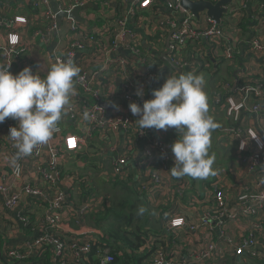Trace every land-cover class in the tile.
Wrapping results in <instances>:
<instances>
[{"label": "built area", "instance_id": "obj_1", "mask_svg": "<svg viewBox=\"0 0 264 264\" xmlns=\"http://www.w3.org/2000/svg\"><path fill=\"white\" fill-rule=\"evenodd\" d=\"M13 1L5 0L0 4V65L6 67L10 64L9 71L13 75L18 74L24 67H30L35 73L34 67L24 57L25 52L28 51L27 46H19L20 38L15 29V24L18 22L17 17L9 20L3 17ZM158 1L133 0L132 7L124 10L114 19L108 36L113 37L115 42L109 43L108 41L106 45L94 40L92 36L86 37L78 34L73 21L67 23L65 30L70 33L67 35L64 46H61L53 60L55 58L64 59L70 55L80 67L79 77L74 78L77 95L71 98V109L59 122V131L53 134L47 144L34 148L29 156L37 164L45 157V167L41 168L39 165L37 167L36 181H45L53 188L60 179L63 162L68 161L73 153L87 148L95 140L99 144L98 147L95 146L97 155H102L103 148H107L114 157L109 163V169L104 173L108 180L116 176L122 179L127 178L129 176L128 162L136 155L139 146H142L143 159L138 164L139 172L136 174L137 190L142 194L141 198L145 203L155 212L154 217L159 214L160 220L162 217L180 216L183 212L193 216L190 208L201 196H196L190 203L180 201L182 192L187 190L188 182L185 179L181 182L173 180L172 186L168 182L171 178L169 170L175 163L171 151L173 142L166 139L169 130L153 128V130L141 131L135 123L138 117L134 116L128 107L131 102L142 107L145 100L153 98L152 90L157 89V85L166 79H161L157 70L150 68L151 58L144 53L139 36L130 28V22L137 10L151 8ZM206 1L215 4L218 0ZM55 2L61 12H69L75 3L68 0H55ZM162 2V12L158 10L159 12L155 15L159 17L158 26L163 29L167 28L169 38L167 55L177 71L182 73L191 71L197 74L201 69H211L213 65H210V62L231 60L235 53L233 34L240 29V26L248 22L251 24L247 43L250 57L254 60L264 53V4H259V0L251 10L244 1L235 3V7H232L233 5L230 8L227 7L228 14L223 16L219 22L208 18L205 13L195 19L189 12L182 11L180 0H162ZM232 2L234 1L232 0L229 5ZM36 7L42 10L46 21L45 29L36 36L47 43L52 35L60 33L61 23L57 21L56 15L50 8V0H36ZM179 13L182 14V18L177 20ZM192 43L197 44L194 49L197 57L186 61L184 57V59L181 58V54L183 49ZM118 49L126 55L119 53ZM86 51L90 53L82 57L79 55ZM154 52H156L155 49ZM88 60L89 63L92 61L93 65V72L89 76L85 73V64ZM96 60L100 64H95ZM43 61L44 58H41L39 63ZM134 64L140 68H146V71L138 75L134 73L133 76ZM252 68L255 67H249V69ZM108 72L111 76L114 74L123 76L120 82V99L127 105L125 110L114 109L109 115L100 107V104L110 99L113 94L112 83L104 77ZM260 76V80L252 85L239 86L237 80L231 95L225 98L224 106L226 116L233 122H238L240 113L254 116L259 130L264 133V116H261L264 104V65ZM139 87H142L145 92L142 98L135 95ZM212 117L215 119L214 116ZM13 122L17 121L11 118H6L4 121L5 155L9 161L8 166L5 167H10L11 180L5 176L4 182L0 185L2 207L7 211L17 209L22 192L29 198L42 200L44 211L40 219L32 221L35 206L31 205L29 210L25 208L22 210L19 221L23 232L31 228L33 233L27 234L28 237L20 245L2 244L0 264H32L28 259L42 257L43 255L40 254L45 251L50 254V264L112 263L111 247L105 243L100 244V240L105 241L106 238L99 229L87 225L86 230L81 232L79 237L65 230L60 224L62 216L70 213L66 204V194L63 191L54 188L53 192L49 193L38 185L27 183L19 192L11 186L10 181L21 178L22 164L26 158L21 157L17 160L21 169L20 174L17 175L11 163V158L16 155L17 149L8 137L9 128L14 126ZM64 131L66 135L62 138L61 134ZM247 132L240 128H223L221 129L222 141L227 143L231 138L239 141ZM117 133L121 135L120 147L116 141L112 142L110 139ZM55 136L61 139L53 141ZM240 151L242 154L238 162L242 166L249 171L264 169V142L261 146L250 142ZM79 180H83L81 181L84 182L83 185L87 184V176ZM173 193H178V197L173 199ZM98 197L97 205L84 206L79 210L80 212L75 216L77 225L84 224L83 220L87 214L101 209L105 199L102 196ZM203 201L210 202L211 207L200 210L198 222L196 225H189L188 228L196 231L199 227H208L209 230L216 232V239L204 238L185 249L177 250L174 245L171 247L166 244L161 236H148V246H154L155 249L148 255L147 264H229L242 256H246L256 264L264 260V248L259 239L264 230V194L253 196L248 189L244 188L233 196L224 190L220 176L217 175L206 189ZM164 203H169L167 209L161 208ZM236 204L243 205L244 209L228 215V210ZM182 223V219L176 218L170 222V227L180 235L183 234L180 230ZM239 227H242L243 232L235 237L234 232L239 230ZM3 237L4 233L0 231V239L2 240ZM91 246H94L93 250Z\"/></svg>", "mask_w": 264, "mask_h": 264}, {"label": "crops", "instance_id": "obj_2", "mask_svg": "<svg viewBox=\"0 0 264 264\" xmlns=\"http://www.w3.org/2000/svg\"><path fill=\"white\" fill-rule=\"evenodd\" d=\"M68 1L75 2L71 6L69 12L73 11L75 8L84 7L88 4H91L92 7L78 12V21L72 20L70 18L62 19L61 22H59L61 23L60 33L58 35H52L47 43L44 42L40 37L36 36L37 33L43 32L46 26V21L42 10L36 7V0H14L12 4L9 5V9H7L3 15V17L7 20L17 17L18 22L15 24V29L20 38L19 46H27L28 51H26L24 54L25 60L31 66H33L35 72H38V74H40L41 76L46 75L47 69L50 66V61L53 60V57L58 54V50L61 49V46H64L66 42L67 35L70 33L65 30L67 27V23L73 21L75 23V26L77 27L78 34L86 37L92 36L94 37V40L98 42L100 41L102 44L106 45L108 44V35L111 31L110 29H112L114 19L121 13H123L124 10L130 9L132 7L131 3L133 0ZM233 1L234 2H232V4L228 6L229 8L232 5V7H235V3L244 1L246 2L247 7H249V9L251 10L257 3V0ZM4 2L5 0H0V4ZM161 4L162 0H159L158 4L156 5V7L160 9V12H162ZM247 14L249 16V12H247ZM158 19L159 17L155 15V12L151 8L137 10L135 16L130 22V28L134 31L135 34L139 36L141 45L144 50H146L147 52L153 51V53H156L160 56L165 66L161 68L159 67V70L163 72L164 76H166L167 78V76L170 75V72L172 74L181 72L172 70L163 59V55L168 53V33L166 31V27L164 29L158 27ZM250 27L251 24L250 22H248L247 24L240 26V29H237L233 34V39L235 42V53L231 60H222L218 62V64L215 66L217 70L212 69V72L216 73L212 74L210 69H208L207 73L201 70H199L197 73H203L205 77L206 84L204 90L207 93L208 97L209 114L215 117L214 120L219 126L213 131L218 135L214 136L211 139V146L209 148L210 156H214L215 158L212 165V173L209 174L206 178L198 180L192 177L190 179V176H184L185 181L188 182V186L187 190L185 191V195H182L180 201H182V203H190V201L192 199H195L196 196H201L198 201L194 203L190 208V210L193 212V216H190L188 213L183 212L180 216L177 217H166V220L163 222V220H159V214L154 217L155 212H153L149 206V211H146L147 209H145L144 213L148 214V218L150 219V221L146 220L143 217L141 220V224L143 226L142 229H149L155 233L162 234L161 237L164 239L165 243L171 245V247L174 245L177 250H179L180 248L185 249L195 242L202 241L204 238L212 240L216 239V232L214 230H209L208 227H199L196 231H191L189 230L188 226L193 224L196 225L200 218V210H202L203 208L207 209L211 207L210 202L203 201V195L206 192L208 183L214 181L217 175L220 176V179L224 186V190H227V192L233 196H235L236 192L244 188L248 189L253 196L264 194V169L259 168L257 170L249 171L245 166H242L238 162L241 156L240 154H242L238 149L240 141L245 140L247 142L246 145H248L250 142H254L257 146H261L264 142V133L259 130L254 116L240 113L238 122H233L229 117L226 116V107L224 106L226 104L225 98H227L232 93V91H229L233 88V85L235 83V72H239V70H242L241 72L236 74V82L238 80L239 86L247 84L252 85L258 82L261 78L260 75L262 74V68L264 65V53L261 54L259 58H256L254 60H252V58L250 57V54L247 50V43L250 36ZM154 49L156 50V52H154ZM89 53L90 52L86 51L79 55L82 57L83 55H88ZM41 58H44V61L39 63V60ZM94 63L97 65L100 64L98 60L94 61ZM222 64L224 66V69H226L225 77L226 75L228 76V81L223 80V78L221 82H212L211 80L217 74V71L220 70ZM133 66V76L134 73H137L138 75L143 72V67L140 68L135 64ZM250 66H254L255 68L249 69ZM92 72V61L89 63L88 60L85 64V73L89 76ZM104 77L109 79L108 81L112 83L113 88L112 97L106 100V102L104 103L112 106L116 105L118 106V109L125 110L127 105L120 99V82L123 76L120 74H114L113 76H111V74L108 72ZM216 78H218V76ZM164 82L165 80L157 85V89L160 88ZM114 109L117 108L113 106L111 108V111H113ZM261 116H264V104ZM13 123L14 126H16L18 122ZM233 127L240 128L241 130L245 129L248 132L239 141L238 139L231 138L230 141L223 144L221 129H230ZM148 130H153V128ZM61 135L63 138L66 135V131L62 132ZM5 136L6 132L3 122L0 123V185L4 182L5 176H8L9 180H11L10 167H5L8 166L9 163L5 155ZM171 136L173 137L171 141L174 142L177 138H179L180 134L177 133V130L175 129ZM254 136H256V138H253ZM58 139L60 140L61 138L59 136L53 137V141H56ZM110 139L112 142L116 141L120 147V133L115 134ZM91 145L94 147L93 154L88 149L92 148ZM223 145H226V147L222 148L221 146ZM95 146H99L97 140H95L87 148L80 149L79 151L73 153V155H71V158L69 156V160L67 161V163L65 165L63 164L64 166L62 168L60 179L57 180L53 188H51V185H49L45 181H36V177L38 175L37 167L38 165L41 168L45 167V157L40 159L37 164L30 158V156H27L22 164L21 178L18 180L10 181V183H12L11 186L19 192L21 191L22 186L27 183L38 185L43 188L44 191H48L49 193L53 192L54 188L63 191L66 194V204L70 210V213L62 216V218L60 219V224L65 230L72 232V234L74 235L77 234L80 237V233L86 230L87 225L83 223L77 225L75 223V216L78 215V212H80L79 210L84 206L91 207L93 205H97V203L99 202V197L98 194L93 191L95 188V191L98 192L96 190V187H93V185H83L81 184V181L83 180H80V182H76V180H79L77 178L85 177L91 173L98 174V171H105L102 167V162L111 163L114 159V157L108 152L107 148H103L102 155H97ZM142 159V146H139L136 155H134L128 162L129 177L136 176V174L139 172L138 164ZM98 162L100 163L96 168V163L98 164ZM173 179L174 177L171 175V178H169L168 181L170 183V186L173 185ZM132 182H134V180H130L126 186L118 187L120 189L122 188L130 191V198H135L138 202L137 197L141 193L137 190L138 185L135 186ZM101 183L105 184V186H107L106 188L110 192H112V189L109 188L110 185L108 184L111 182H109L107 177L103 179ZM122 189L121 192H124V190ZM105 191L106 190H104V193ZM99 196H102L104 199L109 198V196H103V193H101ZM133 199L130 200L133 201ZM122 200L123 198L118 202L115 200H111V204L113 207L116 206L117 210H120ZM139 200H142L145 203L144 199H141L140 197ZM41 202L42 200L29 198L21 192V198L18 208L13 211H7L2 207V200L0 195V231L4 233L3 239H0V251L2 244L14 246L20 245L24 241V239L28 237L27 234L33 233L31 228L28 231L23 232L21 223L19 221V216L24 208L26 210H29L31 208L29 206L33 205L35 206V212L33 213L34 215L32 221L40 219L44 211L43 204ZM168 207L169 203H164L161 206L162 209H167ZM243 209V205L236 204L228 210V215L232 214L233 212H241ZM176 218L182 219L183 221V226L180 228V230L183 231V234H176L174 232L175 229L170 227V222L172 220H175ZM110 224L113 225L112 223ZM242 232V227H239V230H235L234 232L235 237H238L240 234H242ZM104 236L106 240H100V244L105 243L111 246L110 244H113V242H111L105 234ZM259 239L261 242V246L264 248V230L261 233ZM112 247L113 252L116 253L118 250H115L113 245ZM138 253L139 250L137 248L132 252L133 255H139ZM0 262H2L1 258ZM234 264H251V260L247 259L246 256H242L241 258L235 259ZM257 264H264V260L257 262Z\"/></svg>", "mask_w": 264, "mask_h": 264}, {"label": "clouds", "instance_id": "obj_3", "mask_svg": "<svg viewBox=\"0 0 264 264\" xmlns=\"http://www.w3.org/2000/svg\"><path fill=\"white\" fill-rule=\"evenodd\" d=\"M10 64L0 66V123L6 118L17 121L9 128V139L17 149L11 163L17 175V160L32 154L38 145L47 144L59 131L58 123L71 109V98L77 95L75 79L81 72L71 56L50 61L46 75L24 67L13 75ZM203 75L191 71L167 76L163 85L152 90V99L145 100L142 107L129 103L131 113L140 130L155 128L167 131L174 128L181 135L171 145L174 166L169 170L173 177L190 176L204 179L212 173L214 156L209 155L211 134L219 126L209 115L208 97ZM142 98L144 89H136ZM117 108L118 106L113 105ZM253 138H256L254 136ZM247 142L242 140L240 150ZM145 209L140 207L138 214Z\"/></svg>", "mask_w": 264, "mask_h": 264}, {"label": "trees", "instance_id": "obj_4", "mask_svg": "<svg viewBox=\"0 0 264 264\" xmlns=\"http://www.w3.org/2000/svg\"><path fill=\"white\" fill-rule=\"evenodd\" d=\"M159 2V1H158ZM158 2L155 4V6H152L151 9L155 12L158 13V10H160L159 8L156 7V5L158 4ZM262 3L264 4L263 0H259V4ZM163 6V2L161 4ZM182 18V14H178L177 16V20ZM132 21V20H131ZM108 41L109 43L115 42L113 37L108 36ZM197 44L196 43H192V44H188L186 48L183 49L182 54H181V58L184 59L186 61L189 60H194L197 57V53L194 51V49L196 48ZM142 50L144 51V53L149 56L151 58V65L150 68L152 70H157V73H159V75H161V79H165L166 76H164V73L161 72L159 69L162 67V64L164 63L160 56L156 53H153V51L151 52H147L146 50H144V48L142 47ZM184 57V58H183ZM222 61V60H219ZM217 65L218 63H216V61L210 62V65ZM149 65V64H148ZM160 67V68H159ZM213 66L211 67V73H216V72H212ZM201 71H204L205 73H207V69H201ZM216 71V70H215ZM210 73V75H211ZM152 93V92H151ZM169 132L166 135V139L170 141L173 139V137L171 136V134H173V131L175 130L173 129H168ZM180 134V133H179ZM176 135V134H175ZM181 135V134H180ZM191 179V177H189ZM80 179V178H79ZM184 179V177L181 178H175L174 177V182H181ZM130 180H134L133 185H138L137 182V176H128L125 179L119 178L118 176H116L115 178H111L109 181L112 183V185L114 187H118V186H126L127 183ZM81 184H84V182H82ZM210 183H208L209 186ZM207 186V188H208ZM183 195H185V192H182ZM178 193H173V199L178 197ZM139 197H142V194H140L137 198L138 202L136 201V199L134 198H130V194L126 193L124 191V195H123V200H122V204H121V209L120 210H115L114 207L112 206L109 198L105 199L103 204L101 205V209L95 212H91L89 214H87L83 220L84 224L90 226L91 228H96L99 227V222L102 219H106L110 214H114V219H120L123 221L125 226L124 228H116L114 229L113 227L111 228L110 232H108L109 234H114L113 236H111L112 238H110V241L113 242V244H110L111 246V250L112 253L113 252V247L115 250H118L116 253L113 254V261L110 264H147V259H148V255L155 249L154 246H148L147 244V238L148 236L154 235V236H161L162 234L160 233H155L149 229H142V224H141V220L142 217L145 218L146 220L150 221V219L148 218V214L143 213V214H138V209L140 207H143L144 209H148L149 205L144 203L142 200H139ZM130 199H133V201H131ZM143 199V198H141ZM140 203V204H139ZM147 205V207H146ZM147 211V210H146ZM163 222L166 220V217H162ZM113 226V225H111ZM165 227V226H163ZM100 230V228H99ZM102 232V230H100ZM115 239V240H113ZM158 244V242H157ZM92 250L94 248V246H91ZM139 250V255H133L132 252L135 249ZM130 252V253H128ZM42 257L36 258V257H32L29 258L28 260L32 262V264H50L51 260H50V254L45 251L42 254ZM229 264H234V263H230Z\"/></svg>", "mask_w": 264, "mask_h": 264}, {"label": "water", "instance_id": "obj_5", "mask_svg": "<svg viewBox=\"0 0 264 264\" xmlns=\"http://www.w3.org/2000/svg\"><path fill=\"white\" fill-rule=\"evenodd\" d=\"M232 0H218L215 4L206 1V0H197V1H192V0H180V8L182 9V11L184 12H189L191 14L192 17H194L195 19H198L200 14L205 13V15L216 21L219 22V20L228 14V10L227 7L229 6V4L231 3ZM50 6H51V10L52 12L56 15L57 21L61 22L62 19L64 18H70L72 20H79L78 17V12L85 10V9H89L91 8V4H88L84 7H78L75 8L73 11L71 12H61L58 10L57 5L55 0H50ZM169 40V38H168ZM168 42V41H167ZM119 53L125 54L124 52H122L121 49H118ZM126 55V54H125ZM163 59L165 60V62L170 66V68L176 72H180L177 71L176 68L172 65L170 59L168 58V55L165 54L163 55ZM143 71H146V68H142ZM242 70H239V72H241ZM238 71L234 73V78H235V83L233 85V88L236 87V74L239 73ZM232 88V89H233ZM232 89H230L229 92L233 91ZM117 103V102H116ZM100 107L102 109L105 110L106 114L109 115L111 112V108L113 107L112 105H108L105 103H101ZM53 176L55 175L54 173L52 174Z\"/></svg>", "mask_w": 264, "mask_h": 264}, {"label": "rangeland", "instance_id": "obj_6", "mask_svg": "<svg viewBox=\"0 0 264 264\" xmlns=\"http://www.w3.org/2000/svg\"><path fill=\"white\" fill-rule=\"evenodd\" d=\"M158 27H160V26H158ZM161 28V27H160ZM165 66V64H162V67H164ZM213 69H217L214 65H213ZM225 71H226V69H224V66H223V64H222V67L220 68V70H218L217 71V76H218V78H216L215 76L213 77V79L211 80L212 82H215V83H217V82H221V80L223 79V80H225V81H228V76L226 75V77H225ZM215 91V90H214ZM218 134H216V132H212V134H211V139L214 137V136H217ZM222 143L223 144H225V142L224 141H222ZM221 143V144H222ZM222 148H225L226 147V145H223V146H221ZM91 152H92V154H93V152H94V147L92 146V148H88ZM91 152H88V153H91ZM209 155H210V151H209ZM99 160H101V159H99ZM218 160V159H217ZM67 163V161H64V165ZM99 163L100 162H98V164L96 163V168L99 166ZM63 165V166H64ZM102 167H103V169L104 170H108L109 169V163L108 162H105V163H103L102 162ZM63 168V167H62ZM93 170V169H92ZM98 171V170H97ZM105 171H98V174H93V173H91V174H89V175H87V184L86 185H93V187H96V190L98 191V192H96L95 191V188H94V192L96 193V194H98V196L101 194V193H103V196H109V200H110V202H111V200H115V201H120L122 198H123V195H124V192H121V189L119 188V187H114L113 185H112V183H108L110 186H109V188H111L112 189V192H110L106 187L107 186H105V184H102L101 183V181H103V179H105L106 178V176H105ZM61 174H62V169L60 170V176H61ZM91 178H92V181H91ZM210 178H212V177H210ZM198 180V179H197ZM77 181H79L80 182V180H76V182ZM110 182V181H109ZM77 184H79V183H77ZM86 187V186H85ZM104 190H106L105 191V193H104ZM119 190V191H118ZM122 190H124L126 193H131L130 191H128L127 189H122ZM114 209L117 211V207L116 206H114ZM147 211H149V209H147ZM110 223H112L113 224V226H111V224ZM124 225V223H123V221L122 220H120V219H117V220H115L114 219V214H110L106 219H102V220H100V222H99V227H96V229H99L100 228V230H102V233L103 234H105L108 238H109V240H110V238H112L111 236H113L112 234H109L108 232H110V230H111V228L113 227L114 229H116V228H124L125 226H123ZM113 240H115V239H113ZM112 242V241H111ZM251 264H256L255 262H253V261H251Z\"/></svg>", "mask_w": 264, "mask_h": 264}]
</instances>
